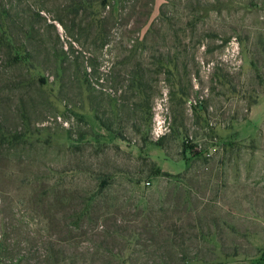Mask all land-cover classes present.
<instances>
[{
	"label": "rangeland",
	"instance_id": "rangeland-1",
	"mask_svg": "<svg viewBox=\"0 0 264 264\" xmlns=\"http://www.w3.org/2000/svg\"><path fill=\"white\" fill-rule=\"evenodd\" d=\"M263 95L264 0H0V264H264Z\"/></svg>",
	"mask_w": 264,
	"mask_h": 264
},
{
	"label": "crops",
	"instance_id": "crops-1",
	"mask_svg": "<svg viewBox=\"0 0 264 264\" xmlns=\"http://www.w3.org/2000/svg\"><path fill=\"white\" fill-rule=\"evenodd\" d=\"M264 103V95L261 96L256 103H254L250 110H249V115H248V121L247 123L251 124L252 127L254 128L258 123L263 122L264 120V107H262V104ZM264 251V249H263ZM255 264H261L255 263Z\"/></svg>",
	"mask_w": 264,
	"mask_h": 264
},
{
	"label": "trees",
	"instance_id": "trees-1",
	"mask_svg": "<svg viewBox=\"0 0 264 264\" xmlns=\"http://www.w3.org/2000/svg\"><path fill=\"white\" fill-rule=\"evenodd\" d=\"M255 103V101L253 102V104ZM155 173H157V174H159V173H161V171H160V169L159 168H155Z\"/></svg>",
	"mask_w": 264,
	"mask_h": 264
},
{
	"label": "built area",
	"instance_id": "built-area-1",
	"mask_svg": "<svg viewBox=\"0 0 264 264\" xmlns=\"http://www.w3.org/2000/svg\"><path fill=\"white\" fill-rule=\"evenodd\" d=\"M148 183V182H147Z\"/></svg>",
	"mask_w": 264,
	"mask_h": 264
}]
</instances>
